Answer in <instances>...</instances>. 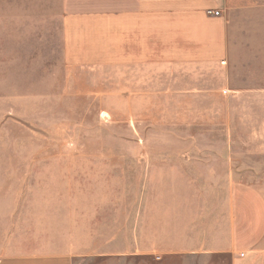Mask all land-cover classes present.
<instances>
[{
  "label": "crops",
  "instance_id": "obj_1",
  "mask_svg": "<svg viewBox=\"0 0 264 264\" xmlns=\"http://www.w3.org/2000/svg\"><path fill=\"white\" fill-rule=\"evenodd\" d=\"M51 74L123 106L236 105L264 95V0H0L20 78L0 83V264H264V192L214 149L45 145L26 91Z\"/></svg>",
  "mask_w": 264,
  "mask_h": 264
},
{
  "label": "rangeland",
  "instance_id": "obj_2",
  "mask_svg": "<svg viewBox=\"0 0 264 264\" xmlns=\"http://www.w3.org/2000/svg\"><path fill=\"white\" fill-rule=\"evenodd\" d=\"M19 65L20 60H15L14 66ZM59 78V74L42 75L38 81L43 82L44 88L52 86L53 89L59 87ZM7 79L19 82L20 78L18 75H0V83ZM32 80L35 81V76ZM76 86L81 88L82 84ZM79 88L73 94L59 89L26 91L28 96H36L42 105L38 115L44 122L36 125L45 134V145L75 146L77 152L135 146L214 149L215 156L233 163L237 173L246 172L247 179L264 192V95L260 92L248 96L239 93L236 98L228 96L229 100L224 101L232 103L234 99L236 105L135 108V105H122V96L132 98L128 92L114 91L105 95V92H88ZM3 93L18 95L20 92ZM133 96L135 100V94ZM103 110L109 113L106 115ZM127 110L130 116L125 117L123 112ZM30 117L36 122L34 110ZM51 135L56 137H49ZM101 157L130 160L132 156L80 154L77 161H99ZM150 262L163 264L162 260L148 257L137 259L135 264Z\"/></svg>",
  "mask_w": 264,
  "mask_h": 264
},
{
  "label": "built area",
  "instance_id": "obj_3",
  "mask_svg": "<svg viewBox=\"0 0 264 264\" xmlns=\"http://www.w3.org/2000/svg\"><path fill=\"white\" fill-rule=\"evenodd\" d=\"M207 14H211V15H214V16H217L219 14L218 11H211V10H208L207 11ZM242 255V254H241Z\"/></svg>",
  "mask_w": 264,
  "mask_h": 264
}]
</instances>
